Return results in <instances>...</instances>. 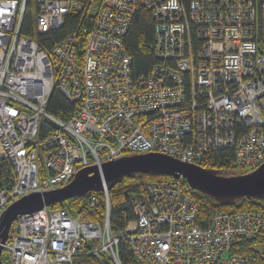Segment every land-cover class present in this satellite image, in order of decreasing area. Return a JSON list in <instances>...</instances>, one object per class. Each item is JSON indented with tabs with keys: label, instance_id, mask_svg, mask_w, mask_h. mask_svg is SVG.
Segmentation results:
<instances>
[{
	"label": "built area",
	"instance_id": "1",
	"mask_svg": "<svg viewBox=\"0 0 264 264\" xmlns=\"http://www.w3.org/2000/svg\"><path fill=\"white\" fill-rule=\"evenodd\" d=\"M29 2L39 33L70 13L82 21L46 51L21 35ZM139 7L152 13L157 62L135 76L123 38ZM54 88L75 107L67 120L48 110ZM149 151L199 166L219 153L238 172L264 162V0H0V164L12 169L0 215L84 167ZM130 204L117 232L106 188L77 215L65 205L19 214L2 261L124 264L126 241L135 264H264V209L202 219L182 176L148 182ZM247 238L249 252L234 251Z\"/></svg>",
	"mask_w": 264,
	"mask_h": 264
},
{
	"label": "trees",
	"instance_id": "2",
	"mask_svg": "<svg viewBox=\"0 0 264 264\" xmlns=\"http://www.w3.org/2000/svg\"><path fill=\"white\" fill-rule=\"evenodd\" d=\"M188 5L191 0H183ZM34 4L28 3L27 10L24 14V20L22 22L21 35L36 39L39 46L46 51H51L55 44L64 39L69 33H72L80 25L82 21V15L77 13H70L65 21V25L62 28L50 30L48 32L39 33L35 29V17L33 15ZM133 22L129 26L127 34L123 38L126 49L129 54L132 55V74L139 76L142 73L146 74L151 70L157 59L153 51L154 44V20L151 11L139 7L137 9ZM48 104V110L51 111L56 117H60L64 120L74 113V105L66 100L61 91L58 88H54ZM219 155L214 153L211 157L207 158L206 162L202 165L206 168H214L223 170L225 172L235 173L237 168L224 157L219 158ZM12 171L11 168L4 170L3 164H0V184L5 179L6 175ZM244 172V171H243ZM171 179L170 176L163 175H151V174H130L125 175L121 180L115 183L108 193L111 197L112 205V220L113 230H124L127 226V221L134 217L131 209L130 200L144 190V187L148 182H168ZM93 192H89L83 197H72L62 203L51 205V207H62L65 205L68 207L70 214L77 215L83 210L86 198ZM100 193V192H98ZM193 195L200 203V212L202 219H207L213 212H229L235 213L237 211H244L245 209H264V199H243L232 205L222 206L216 201H212L209 197L199 194L193 191ZM50 207V208H51ZM102 217V216H98ZM236 248L234 251L240 253L249 252L250 245L253 243L252 239H241L236 242ZM121 259L124 264H135L133 258H131L130 248L126 241H122L119 245ZM75 264H110L109 262L102 263L99 260L90 257H75Z\"/></svg>",
	"mask_w": 264,
	"mask_h": 264
},
{
	"label": "water",
	"instance_id": "3",
	"mask_svg": "<svg viewBox=\"0 0 264 264\" xmlns=\"http://www.w3.org/2000/svg\"><path fill=\"white\" fill-rule=\"evenodd\" d=\"M182 176L191 190L209 197L222 206L232 205L243 199H264V162L247 172H225L202 165L184 162L170 155L149 151L126 154L97 165L82 168L71 182L48 192H33L8 205L0 215V264L3 246L9 229L19 214H30L43 207L62 203L72 197H83L89 192L110 190L125 175Z\"/></svg>",
	"mask_w": 264,
	"mask_h": 264
},
{
	"label": "rangeland",
	"instance_id": "4",
	"mask_svg": "<svg viewBox=\"0 0 264 264\" xmlns=\"http://www.w3.org/2000/svg\"><path fill=\"white\" fill-rule=\"evenodd\" d=\"M235 173H238V171H236ZM2 253H3L4 260H7L8 259V253H6L5 251H3Z\"/></svg>",
	"mask_w": 264,
	"mask_h": 264
}]
</instances>
